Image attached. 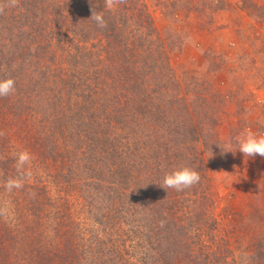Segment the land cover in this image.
Masks as SVG:
<instances>
[{"label": "rangeland", "instance_id": "374dc122", "mask_svg": "<svg viewBox=\"0 0 264 264\" xmlns=\"http://www.w3.org/2000/svg\"><path fill=\"white\" fill-rule=\"evenodd\" d=\"M94 1L90 8L96 13L104 2ZM59 2L0 0V79L15 82L11 94L0 96V264H58L63 250H75L69 252L72 259L78 257L73 264H88L90 249L114 244L109 255L115 257V248L126 250L127 241L138 254L139 231L157 244L164 237L173 254L186 246L198 248L199 242L200 247L213 244L219 253L211 264H264V157L223 153L213 144L223 147L227 138L245 130L264 135V0L141 1L162 36L151 50H163L168 58L167 75L155 78L157 85L166 82L163 101L152 103L166 106L168 134H151L157 133L159 117H139L135 138L119 132L111 140L134 148L136 182L147 178L153 192L163 194L162 178L176 168L169 159L178 140L193 144L200 176L191 186L197 195L188 192L191 187L166 188L170 213L151 220L138 214L141 189L131 180L132 187L111 195L100 192L103 196L93 204L88 149L72 150L68 141L58 139L60 52L50 21ZM109 3L118 8L108 1L105 9ZM93 33L88 31L87 48ZM151 102L137 105L136 100L135 106L151 107ZM192 125L199 134L189 130ZM197 137L199 143L190 141ZM21 152L29 154L23 166L18 164ZM121 154L126 161L123 148ZM129 216L146 229L131 230ZM154 220L167 223L168 233L154 228Z\"/></svg>", "mask_w": 264, "mask_h": 264}, {"label": "trees", "instance_id": "16d2710c", "mask_svg": "<svg viewBox=\"0 0 264 264\" xmlns=\"http://www.w3.org/2000/svg\"><path fill=\"white\" fill-rule=\"evenodd\" d=\"M105 1H112L118 8L105 9ZM141 1L143 0H136L133 6V0H103L104 3L97 8L96 13H103L105 24L99 27L90 18L93 13L90 6L95 5L96 1L60 0L56 5L55 14H51L53 21L50 23L54 24L53 36L60 52L57 64L59 70L56 76L57 85L60 87L56 93L60 121L58 139L68 141L69 149H88L86 168L93 180L94 192V195L90 194L88 199L94 204L99 196H103L98 195L100 192L111 195L112 191H118L121 187L127 189L129 186L132 187L131 180L135 183L134 188L141 189L136 198L138 214L149 215L148 219L151 220L156 216L161 217L163 213L164 215L170 213L169 209L172 206L169 205L167 189L163 194L153 192L155 189L147 184V178H142V184L138 185L134 176L138 163L134 159L136 155L133 154L137 152L127 144L119 145L115 139L111 140V137L119 132L127 138L129 136L135 138L134 125L142 121L138 119L139 117L150 120L158 117L162 119L154 128L158 134L151 130V125L145 124L155 136H162L168 131L167 122H164L168 111L166 106L152 104L163 101L161 95L166 82L161 79L157 85L155 78L167 75L168 58L163 50L158 49L155 52L151 50L156 41L162 40V36L154 27V20L148 12L147 5ZM128 5H131L132 9ZM93 24L94 26L88 27ZM88 31L94 32V36L89 44L90 47L87 48L86 44L90 40L89 35L87 37ZM85 69H88V74L84 72ZM136 100L137 105L151 100L152 106L146 107L147 104L143 107L135 106ZM127 117L129 120H123ZM156 123L155 121L154 124ZM101 125L109 127V130L104 132ZM189 130L199 134L194 125ZM82 132L85 136L81 139L79 135ZM198 138H191L190 141L199 143ZM73 143L74 146H71ZM191 145L193 144L186 146L185 140H178L172 145L171 151L174 155L170 156L169 160L175 167L183 165L194 170L199 168L196 164L199 163V157L194 155V148ZM121 148L129 155L126 161H123ZM117 158L121 159L125 171L120 167ZM165 158H168V155ZM187 159L193 165H190ZM149 166L147 164L143 168L146 170V176L150 175ZM115 186L117 188H114ZM188 192L197 195L198 190L191 187ZM152 211H157L160 215L154 213L155 216H152ZM129 221L131 230L146 229V226L140 223L137 227L131 216ZM152 224L161 232L168 233L167 223L156 224L154 220ZM137 235L139 236L136 241L138 254H135V247L127 241L123 245L126 250L115 248L119 255L112 257L109 253L114 249V244L104 248L101 243L97 250L90 249L88 264H211V261L217 259L219 255L217 251L212 250L213 244L200 247L199 242H196L198 248L186 246L173 254L166 246L164 237L157 244L152 236L146 241L143 235L147 236V234L144 231L142 233L139 231ZM74 251L63 250L59 257L56 256L59 260L58 264H73L78 258L75 256L74 259L71 258L72 253L76 254ZM223 252L225 253V250ZM199 259H207L208 262L203 263ZM83 263L84 261L81 262Z\"/></svg>", "mask_w": 264, "mask_h": 264}, {"label": "clouds", "instance_id": "9594fccd", "mask_svg": "<svg viewBox=\"0 0 264 264\" xmlns=\"http://www.w3.org/2000/svg\"><path fill=\"white\" fill-rule=\"evenodd\" d=\"M111 3L108 7H111ZM91 19H93L99 27H103L105 24L104 16L102 12L92 13ZM15 89V82L11 78L0 79V96H7L11 94ZM223 153L231 152L233 155L237 150L244 155V158H252L257 155L264 157V135L258 134L251 130H245L236 137H229L225 140L224 146L221 147L217 143ZM29 160V154L27 152H21L18 154V164L23 166ZM199 173L188 166H178L169 172H166L162 178L161 187L175 189L177 191L184 190L191 187L195 183L199 182ZM9 186H13L10 182ZM18 186V185H17Z\"/></svg>", "mask_w": 264, "mask_h": 264}]
</instances>
